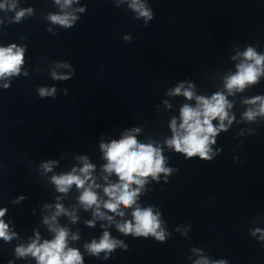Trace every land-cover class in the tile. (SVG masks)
<instances>
[{"label": "clouds", "instance_id": "clouds-1", "mask_svg": "<svg viewBox=\"0 0 264 264\" xmlns=\"http://www.w3.org/2000/svg\"><path fill=\"white\" fill-rule=\"evenodd\" d=\"M57 4H61V0H56ZM73 3V0H63L62 8H67ZM4 4H0V8H4ZM15 8V2L9 5ZM130 7L133 8L140 17L145 20L152 19L151 11L145 7L140 0H132ZM84 9H80L83 11ZM31 9H21L16 12L15 20L19 22L26 13H30ZM49 19L56 24L64 27H71L77 19L76 16L65 13L62 15H50ZM129 39V37H125ZM243 57L241 63L236 68L235 74H231L225 78L224 87L227 89L228 95L234 94V91H243L246 86L255 84L259 78L264 75V55L256 52L252 47L247 48L243 53H238ZM235 59V57H234ZM24 63V49L18 48L16 45L8 47H0V79L19 75L21 66ZM54 78L66 79L67 77H57L53 72ZM8 87L7 84L4 85ZM192 85L186 89L181 83L169 95H183L187 100L195 99L196 105L193 107L184 104L180 109V122L177 123L173 118L170 123L172 136L166 140V144L170 149H174L177 153H182L186 158L199 157L204 161L213 159L212 144L216 143V136L222 130H226L225 120L231 124L232 118L227 111L232 107L227 97L222 92L214 93L210 98L204 96H196L192 91ZM55 89L40 88L39 95L41 97L54 95ZM167 103V102H165ZM245 103L256 105L257 109H249L244 113V117L248 121H254L256 117L264 116V97L256 96ZM219 120V125H214V120ZM140 129L134 128L119 140H112L109 143H101L100 149L103 152V158L107 163L103 166V171L108 174H115L118 182H109L103 187V192L107 200H101L95 191L99 188L92 173L95 165L89 163L87 157H79L82 161V167L78 170L73 168L71 172L53 175L51 183L56 187L59 193H67L72 185L81 190L78 197L79 203L85 211L93 209V217L101 220H107L112 223L114 217L107 215L103 209L114 213L120 217L124 216L123 208H132V220L123 223H117L118 231L125 235H133L134 237H155L158 241H164L165 232L161 229V221L159 213H154L152 207L141 208L137 204L140 190L147 182L148 177L158 179L160 173L169 174L172 169L165 167V157L159 147L151 143H140L133 133H138ZM55 161H47L41 165L44 172L52 170ZM105 181L108 177H104ZM136 185V187H133ZM23 199V197H21ZM45 207H51L46 205ZM7 209H0V239L11 241L16 235L10 232L9 226L4 222L2 217L5 216ZM66 215L75 223L78 219L74 212H69L60 203L55 205L54 211L50 216L44 217V224L48 225L50 232L54 233V238L44 240L40 243L39 233L35 239L27 246H18L15 249L18 257L31 255L35 257L37 264H84L83 257L78 249L68 246L69 230L59 226L57 217ZM94 220L86 223L94 226ZM259 231V229H257ZM255 235V233H253ZM73 240L78 239L76 235H72ZM264 239V234L261 235ZM122 241L111 238L108 231H104L103 236L97 242L93 240L90 244L85 245L90 254L97 255L100 252H112ZM196 264H210L204 258L196 261ZM212 264H226L224 260L212 262Z\"/></svg>", "mask_w": 264, "mask_h": 264}]
</instances>
